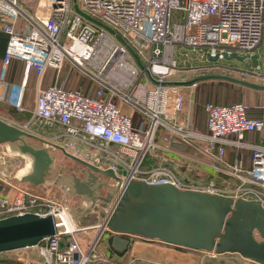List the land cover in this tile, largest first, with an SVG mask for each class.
<instances>
[{
	"label": "built area",
	"instance_id": "obj_1",
	"mask_svg": "<svg viewBox=\"0 0 264 264\" xmlns=\"http://www.w3.org/2000/svg\"><path fill=\"white\" fill-rule=\"evenodd\" d=\"M30 4L31 0H0V23L8 35L4 67L13 58L25 64V81L13 84L10 95L16 110H26L28 76L34 73L38 80L35 106L25 128L48 138L33 126L62 127L72 142L101 152L99 157L91 152L97 162L113 160L108 166L124 184L136 179L198 189L177 171L178 167L196 176L204 174L199 157L176 150L183 145L200 152L226 179L239 182L231 190L212 186L202 190L231 192L235 199L264 205V146L243 142L246 132L264 129V116L250 118L249 106L242 102H206L208 133L200 132L190 122L177 121L183 96L173 79L180 71L177 46L200 51L206 61L187 70L206 71L219 67L210 56L222 59L224 53L254 54L264 49V0H35L32 14L27 9ZM174 10L183 12L180 22H172ZM66 59L98 81L94 96L77 88L41 87L46 70H60ZM133 113L139 115L140 124ZM231 135L236 136L237 147L251 148L250 168L243 166V156L227 160L226 149L218 145ZM152 152L176 167L162 163L143 169ZM67 207L53 187L38 193L15 186L0 194V219L29 212L61 214ZM106 231L98 224L57 233L37 245L40 259L26 258L20 264H108L109 258L97 249Z\"/></svg>",
	"mask_w": 264,
	"mask_h": 264
},
{
	"label": "water",
	"instance_id": "obj_2",
	"mask_svg": "<svg viewBox=\"0 0 264 264\" xmlns=\"http://www.w3.org/2000/svg\"><path fill=\"white\" fill-rule=\"evenodd\" d=\"M224 58L252 59L259 55L224 53ZM214 62L219 56H210ZM208 79H228L255 88L249 81L227 75L203 74L190 85ZM0 174L17 184L56 187L71 228L60 225L61 214L25 213L0 219V252L39 245L46 238L69 230H80L95 216L111 234L110 247L125 253L131 237L157 240L164 244L217 255L238 253L243 258L264 264V205L260 201L233 198L220 193L180 189L171 183L149 184L143 180H124L114 168H103L82 158L65 146L0 117ZM64 156L80 165L71 170L58 162ZM27 161L30 167L19 175L16 164ZM260 237V238H259Z\"/></svg>",
	"mask_w": 264,
	"mask_h": 264
},
{
	"label": "crops",
	"instance_id": "obj_3",
	"mask_svg": "<svg viewBox=\"0 0 264 264\" xmlns=\"http://www.w3.org/2000/svg\"><path fill=\"white\" fill-rule=\"evenodd\" d=\"M8 45V35L3 30V24L0 23V117L14 123L20 127H25L28 122L29 118L31 117V112L35 106V99H36V89H37V76L34 73H31L26 81L25 88H24V98L23 103L26 108L25 111H18L16 110L10 102V95L13 93V84H22L25 81V64L22 60L13 58L7 68L4 67L3 61L4 56L6 53ZM240 56H245L248 53H237ZM259 55L258 58V65L254 67V62L252 59L248 58L245 60H240L236 58H222L219 59L216 63L218 64V68L214 69L213 72H216L219 75H227L233 78L235 72H241L250 70V75L253 78L254 84L259 86H264V49L260 48L256 53L251 55ZM70 61L69 59H66ZM65 60V61H66ZM71 62V61H70ZM238 68V69H236ZM54 68H48L42 78L41 87L48 88L53 85L62 86L66 89H72L69 87H65L62 84L64 82H56V78L54 77ZM215 73V74H216ZM240 80H245L243 78H236ZM185 80V81H190ZM184 81V80H183ZM210 83L211 85L205 90H198L194 93L195 99V106L194 100L190 99L189 101V110L191 109V104L193 103V108L191 110V122L194 127L203 133H208V115L204 112V107L202 103H206L202 99L203 93H205V99L209 102H213L215 104L220 105H229L238 102H243L248 104L249 108L247 114L250 118H261L264 116V98L263 92L264 88H255L248 85H244L235 81H231L228 79H208L205 80ZM247 81V80H245ZM203 82V81H202ZM250 82V81H249ZM62 83V84H61ZM215 83H223V84H215ZM83 84V83H82ZM83 87V88H82ZM81 88L78 87L77 89H82L84 93H87L86 86H82ZM214 96V97H213ZM209 98V99H207ZM226 98V99H225ZM225 100V101H224ZM245 101V102H244ZM201 107V109L199 108ZM206 114L203 119H201V115L204 116L203 112ZM186 122V121H185ZM40 126H33V130L37 131L40 134H44L50 139H54V137L61 136L63 138H68L64 135V129L60 126L53 127V128H46ZM68 138L67 141H69ZM237 140L236 136L231 135L229 136L225 142H221L218 145L223 146L226 149V158L227 160L234 162L235 160H239L241 156H243L242 164L245 168H250L252 164V151L251 148L242 147L239 148L233 141ZM243 141L247 144L252 145H262L264 146V129L262 131H249L246 132L243 138ZM77 144V143H76ZM80 147V153L82 152L81 147L83 144H77ZM177 146L176 150L180 152H185L190 155H195L201 159L200 167L204 174L202 176L193 175L190 172H186L182 168L177 167V171L180 174V177L183 180L189 179L191 182L196 183V180L202 181L205 178H212V177H221L226 179L222 174L214 170L209 164L206 163V159L204 156L189 147L184 146ZM86 151V146H85ZM164 155L173 157L175 159L178 158L176 153L166 152L163 151ZM76 154H80L75 152ZM83 156L82 154H80ZM86 156V155H85ZM157 157V156H156ZM146 162L144 161L142 168L147 170L153 168V166L160 165L162 161L160 158H146ZM169 167H176L172 162L164 163ZM186 172V173H184ZM3 176L0 174V180L3 182ZM235 180V179H232ZM188 181V180H187ZM4 183V182H3ZM239 182L235 180L234 187L237 186ZM229 184V183H228ZM2 191V189H0ZM0 191V192H1ZM10 189L8 190V192ZM3 192V191H2ZM7 192V193H8ZM97 221H93V216L87 220L83 227L91 226L95 224ZM111 234L105 233L106 244L103 246V249H100L101 252L106 255L110 262L108 264H257L250 260H246L237 254H226V255H211L205 254V252L200 251L199 253H188L183 251L179 248L174 246H170L168 244H164L157 240H139L137 237H131L129 249L125 253H118L114 251L110 247V239ZM37 248V246H34ZM35 248H23L17 250L16 255H19L20 258L18 259H26L30 257L36 256V253L29 249ZM3 257V256H2ZM2 261V260H0ZM1 264V263H0Z\"/></svg>",
	"mask_w": 264,
	"mask_h": 264
},
{
	"label": "rangeland",
	"instance_id": "obj_4",
	"mask_svg": "<svg viewBox=\"0 0 264 264\" xmlns=\"http://www.w3.org/2000/svg\"><path fill=\"white\" fill-rule=\"evenodd\" d=\"M33 1H35V0H31V3H32V5L30 4L31 5V9L27 8L30 14H32L31 10H32V7L34 6ZM182 15H183L182 11L174 10L173 14H172V22H180L181 18H182ZM209 20L213 21L212 19H209ZM175 58L179 62V68H180V71L173 78L175 81H183V80L185 81V80H189V79H194L197 76H200V75H203V74H215L216 73V72H213V71H206L205 69H202V70H187L190 67L199 66V65H201V64L206 62L204 60V58L201 57V52L200 51H193L189 47L177 46L175 48ZM236 69H238V68H236ZM251 73H253V72H250V70H246V71H241V72H235L233 74V76L236 77V78H243V79H245L247 81L253 82L252 80H253L254 77H252L250 75ZM54 77L56 78V82H58L57 80H59L60 82L63 81L64 84H62V83L61 84L63 86L65 85V87H69V88H78V87H80L81 88L82 86H86V91L87 90L88 91L85 94H87L89 96H94L96 94V89L98 87V81L96 79H94L93 77H91L90 75L88 76V74L83 69L77 67L75 64H73V62H70V61L66 60L60 70L54 71ZM211 84L212 83H210L208 81H205V80H203V82L199 81V82H196V83H192L190 85L179 84V85H181V90H182L181 93H182V96H183L182 107H181L180 111H178L176 113L177 114V121L179 123H189V122L192 123L191 122L192 121L191 120V116H192L191 110L193 108V103L191 104V109L189 110V101H190V99H193L194 100V106H195L194 93H196L198 88H199L198 89L199 91L202 90V89L206 90L208 88V86L211 85ZM215 84H223V83H215ZM81 91L84 93V91L82 89H81ZM203 94L204 95H202V99L205 102H209L208 100H206L204 98L205 97V93H203ZM207 99H209V98H207ZM117 101L119 102V100H117ZM242 102H243V100H242ZM202 104H203V107H204L205 103H202ZM199 108L201 109L200 106H199ZM204 112H206L205 109H204ZM204 112H203L204 116L201 115V119H203L205 117V115H206ZM133 117H134L136 123L140 124L139 115L137 113H133ZM30 120H31V117L29 118V121ZM36 126L44 127L45 125L37 124ZM40 127H36V128L40 129ZM45 127L48 128L47 126H45ZM25 129H27V128H25ZM27 130H29V129H27ZM69 138H70V140L67 141L68 138H63L61 136H57V137H54L53 141H56L57 143H59V144H61L63 146L66 145L65 147L67 148V150L70 149L68 151H70V152H72L74 154H76L75 152L80 153L79 152L80 151V147H79V145H77L79 143L76 144V142H72V138L71 137H69ZM83 145L84 146L81 147L82 152L80 153L83 156H81L80 154H76V155H78V156H80L82 158H85V159L95 163V161H96L95 158L99 157L101 152L96 151L97 150L96 148H91L90 146H86V144H83ZM85 146H86V151H85ZM182 148H184V146ZM2 151H3V147L0 146V160H3V158H4L2 156ZM92 151L94 153L98 154L97 157L92 155V153H91ZM156 153L157 152H154L153 154H149L147 157L156 159L157 158L156 157ZM100 159H101V157H100ZM146 160L147 159H145L144 161L146 162ZM58 162L61 163V164L67 165L71 170H77L78 172L80 171V165L79 164H77L73 160H69L68 158H66L64 156H58ZM112 163H113V160L106 161L105 159L104 160L102 159L101 161H98V162L96 161V164L101 166V167H103V168L109 167L108 165H110ZM162 163H166V162H160V164H162ZM22 165H23V163L21 161H19L16 164L17 167H20ZM184 173H186V172H184ZM2 180H4L3 182H4V184H6L5 186L8 189H11L12 187H15V186H22L24 188L30 189V190H32L34 192H38V193L39 192H43V189H44V186L35 187V186L30 185V184H17L15 180L6 178L5 176H3ZM186 181L189 182L191 180L186 178ZM0 182H2V181L0 180ZM195 184L198 185L199 187H198V189H194V190L204 191V190H202V189H204L203 187H208V186H212L214 188H219V189H224V190L225 189L226 190H231V189L234 188L235 180H227L226 181L224 178H221V177H217V178L216 177H212V178H205L202 181L196 180ZM53 189H54V191H56V190L58 191V189H56V187H54V186H53ZM189 189H191V188H189ZM229 193H228V196L232 197L233 194L231 192H229ZM57 196H58V199L61 201V199H60L61 195H60L59 191L57 193ZM66 205L68 206L67 209H66V211H67L70 206L68 204H66ZM94 219H95V221H97L95 216H93V221H94ZM98 224L99 223L96 222L93 225H98ZM106 233H109V231H106ZM104 237H105V233L102 234V236H101V238L99 240L100 242L97 245L98 251H100V249H103V246L106 244V238H104ZM137 239L145 240V239H141V238H137ZM31 248H35V247H31ZM29 250H32L33 252L36 253V256L30 257V258L36 259V260L40 259V255L38 253V247L35 248V249H29ZM183 251H186L188 253H199L200 252V251H191V250H183ZM15 252H17V250L9 251V252H0V260H2V261H0V263L1 264H20L21 260H23V259H18V258H20V256L16 255ZM202 252H205V254L217 255V254H214V253H211V252H207V251H202ZM101 253L104 254L103 252H101ZM226 254H237V255L241 256L238 253H225L223 255H226ZM220 255H222V254H220ZM246 260H248V259H246Z\"/></svg>",
	"mask_w": 264,
	"mask_h": 264
},
{
	"label": "bare ground",
	"instance_id": "obj_5",
	"mask_svg": "<svg viewBox=\"0 0 264 264\" xmlns=\"http://www.w3.org/2000/svg\"><path fill=\"white\" fill-rule=\"evenodd\" d=\"M29 167H30V162L27 161L26 164L20 168L19 175L27 172ZM59 223H60V225L64 226L65 228H68V229H70L72 227L71 222H70L69 217H68V214L66 212L61 213L60 218H59Z\"/></svg>",
	"mask_w": 264,
	"mask_h": 264
},
{
	"label": "trees",
	"instance_id": "obj_6",
	"mask_svg": "<svg viewBox=\"0 0 264 264\" xmlns=\"http://www.w3.org/2000/svg\"><path fill=\"white\" fill-rule=\"evenodd\" d=\"M6 184H4L3 182H0V189H2V191L0 192V194H3V195H6L7 194V192H8V188L5 186ZM110 242H111V239H110ZM171 246V245H170ZM174 247H176V246H174ZM176 248H179V249H181V250H189V249H186V248H181V247H176ZM191 251H193V250H191Z\"/></svg>",
	"mask_w": 264,
	"mask_h": 264
},
{
	"label": "flooded vegetation",
	"instance_id": "obj_7",
	"mask_svg": "<svg viewBox=\"0 0 264 264\" xmlns=\"http://www.w3.org/2000/svg\"><path fill=\"white\" fill-rule=\"evenodd\" d=\"M54 193H55V195L57 196V193H58V191L56 190V191H54ZM59 195V194H58ZM61 195V194H60ZM58 197V196H57Z\"/></svg>",
	"mask_w": 264,
	"mask_h": 264
}]
</instances>
